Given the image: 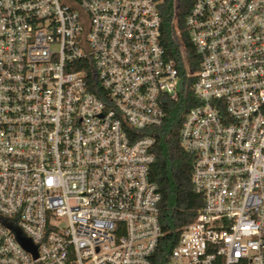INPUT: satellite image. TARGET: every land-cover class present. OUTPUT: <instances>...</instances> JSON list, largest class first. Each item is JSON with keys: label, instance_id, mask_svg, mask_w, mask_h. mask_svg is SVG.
Masks as SVG:
<instances>
[{"label": "built area", "instance_id": "built-area-1", "mask_svg": "<svg viewBox=\"0 0 264 264\" xmlns=\"http://www.w3.org/2000/svg\"><path fill=\"white\" fill-rule=\"evenodd\" d=\"M161 1L0 0V264H157L172 101L202 204L165 264H264V0H193L183 73Z\"/></svg>", "mask_w": 264, "mask_h": 264}, {"label": "trees", "instance_id": "trees-1", "mask_svg": "<svg viewBox=\"0 0 264 264\" xmlns=\"http://www.w3.org/2000/svg\"><path fill=\"white\" fill-rule=\"evenodd\" d=\"M193 0H162L158 6L161 17L160 42L168 59H173L181 73L184 72V57L188 68L196 71L198 57L189 39L185 17ZM190 102H169L164 122L149 128L155 137L152 148L154 160L149 176L157 185L161 195L159 221L163 235L155 252L156 263L165 264L167 255L175 244L181 226L194 220L202 204V196L194 192L191 183L193 156L184 150L179 142V128L184 109Z\"/></svg>", "mask_w": 264, "mask_h": 264}, {"label": "water", "instance_id": "water-1", "mask_svg": "<svg viewBox=\"0 0 264 264\" xmlns=\"http://www.w3.org/2000/svg\"><path fill=\"white\" fill-rule=\"evenodd\" d=\"M21 242L23 243V245H25L26 247H29L27 242L24 239H21Z\"/></svg>", "mask_w": 264, "mask_h": 264}]
</instances>
